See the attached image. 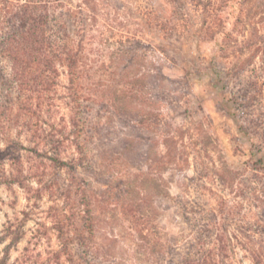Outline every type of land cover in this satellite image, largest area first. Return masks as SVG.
Returning a JSON list of instances; mask_svg holds the SVG:
<instances>
[{
  "label": "rangeland",
  "instance_id": "374dc122",
  "mask_svg": "<svg viewBox=\"0 0 264 264\" xmlns=\"http://www.w3.org/2000/svg\"><path fill=\"white\" fill-rule=\"evenodd\" d=\"M113 1L116 11L101 1L99 17L91 12L99 22L90 28L96 39L92 59L108 61L117 47L115 40L126 35L145 39L148 66L162 68L173 95L163 114L181 133L184 158L163 171L161 196L151 190L148 201H141V179L135 176L147 168L129 169L131 163L117 153L116 143L120 137L147 143L157 138L133 124H120L95 105L84 139L91 167L89 173L79 169L75 182L69 171L27 157L29 138L12 122L20 95L0 83V129L6 131L0 134V180L6 171L23 180L0 185V233L7 225L24 222L27 231L12 251L11 264H20L28 247L31 264H44L49 257L51 264H68L58 241L57 220L64 223L78 264H176L199 228H212L211 223H216L213 239L223 224L249 239L264 264V64L254 56L264 38V0H203L210 1L206 12L196 0H185L176 8L165 0ZM73 3L89 9L84 0ZM140 11L151 19L149 39L143 36L144 27L121 26L116 19L125 24L131 12ZM225 31L229 40L221 36ZM223 41L227 54L221 52ZM213 58L223 72L221 80L210 68ZM245 90L250 92L246 97ZM236 98L241 106L251 107L234 106ZM247 126L254 136L243 132ZM153 165L151 174L157 179L161 170ZM34 175H41L43 182L55 179L60 192L70 191L71 199L60 196L56 188L51 198ZM90 216L92 227L86 222ZM39 230L44 242L36 246ZM5 247L6 243L0 245V254ZM58 252L60 260L50 255ZM234 259L237 264H255L239 248Z\"/></svg>",
  "mask_w": 264,
  "mask_h": 264
},
{
  "label": "trees",
  "instance_id": "16d2710c",
  "mask_svg": "<svg viewBox=\"0 0 264 264\" xmlns=\"http://www.w3.org/2000/svg\"><path fill=\"white\" fill-rule=\"evenodd\" d=\"M65 1L67 4L63 0H0V83L13 88L20 95L15 102L18 113L14 121L11 120L29 138L30 146L25 148L27 157L47 162L62 171L67 170L77 182L76 172L87 169L89 173L91 167L84 139L87 136L88 115L97 105L107 110L120 124H133L157 138L147 143L139 138L120 137L115 148L119 149L117 153L129 159V169L141 171L147 168L148 172L135 176L141 179V201H148L151 190H155V196H161L163 171L177 166L183 157L180 149V141L183 144L181 133L163 114L164 105L173 102L170 101L173 95L167 85V77L157 65L148 66L149 62L143 53L147 49L145 39L136 34L115 40L117 47L110 53L108 61L96 63L92 59L96 39L90 28L99 23L98 7L101 1L115 8V11L117 5L112 0H84L89 7L87 10L83 5H74L73 0ZM165 1L175 8L185 2ZM195 2L199 7L203 6L204 12L208 10L210 1ZM91 12L98 17L91 15ZM116 19L121 26L135 24L144 27L143 36L149 39L152 25L145 11L131 12L125 24L120 23V18ZM221 34L223 40L230 39L228 32ZM258 43L261 46L256 49L254 56L262 59L264 64V38ZM102 44H109V41ZM226 47L227 43L223 41L221 52L224 54H227ZM162 53L165 54V51ZM210 68L221 80L223 72L219 69L217 58H213ZM100 72L103 74L100 75ZM249 93V90L243 92L245 97ZM233 101L234 106L240 109L251 107V103L246 107L241 106L237 98ZM242 130L248 136H254L250 127H242ZM5 132L0 129L1 135L4 136ZM153 163L161 170L157 179L151 174ZM1 178L0 185L23 184V180L13 171L2 172ZM34 178H38L44 191L50 192L51 198L55 197L56 188L62 194L60 196L65 195L68 201L71 199L70 191L61 193L55 179L43 182L41 175H34ZM150 182L154 187L149 185ZM78 185L83 187L80 181ZM93 219V216L88 220L86 218L89 227ZM196 223L194 227L199 228ZM211 225L214 230L216 223ZM212 228L209 225L199 228L198 234L179 255L176 264H237L234 251L238 248L245 252V258L255 264L262 263L249 239L241 237L236 231H229L223 224L218 225L219 232L213 239ZM55 229L66 262L78 264L72 255L70 238L63 221L59 220L58 223L57 220ZM39 232L34 236L36 246L44 242ZM26 235L25 222L16 227L13 224L5 227L0 233V245L6 243L5 250L0 254V264H11L13 249L25 240ZM29 251V247L25 249L20 264H31L33 258ZM50 255L58 260L62 257L59 252ZM50 260L49 257L44 264H51Z\"/></svg>",
  "mask_w": 264,
  "mask_h": 264
}]
</instances>
